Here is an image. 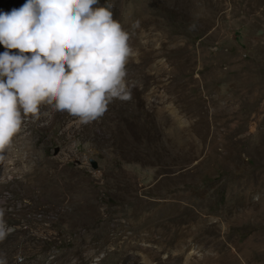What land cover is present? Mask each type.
Listing matches in <instances>:
<instances>
[{"label":"rangeland","instance_id":"1","mask_svg":"<svg viewBox=\"0 0 264 264\" xmlns=\"http://www.w3.org/2000/svg\"><path fill=\"white\" fill-rule=\"evenodd\" d=\"M104 5L129 35L130 99L87 124L47 103L23 120L0 150V219L13 229L0 254L264 264V0Z\"/></svg>","mask_w":264,"mask_h":264},{"label":"clouds","instance_id":"2","mask_svg":"<svg viewBox=\"0 0 264 264\" xmlns=\"http://www.w3.org/2000/svg\"><path fill=\"white\" fill-rule=\"evenodd\" d=\"M95 5L99 0H25L0 10V150L42 104L87 124L113 99H130L129 35L110 5ZM12 230L0 219V240ZM0 264H7L2 254Z\"/></svg>","mask_w":264,"mask_h":264},{"label":"bare ground","instance_id":"3","mask_svg":"<svg viewBox=\"0 0 264 264\" xmlns=\"http://www.w3.org/2000/svg\"><path fill=\"white\" fill-rule=\"evenodd\" d=\"M25 138V137H24ZM23 142V141H22ZM25 144V143H24ZM12 146V145H11ZM14 157V156H13ZM6 175V174H5Z\"/></svg>","mask_w":264,"mask_h":264}]
</instances>
